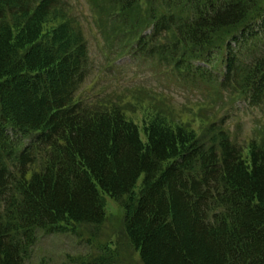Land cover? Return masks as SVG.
<instances>
[{"label": "trees", "instance_id": "obj_1", "mask_svg": "<svg viewBox=\"0 0 264 264\" xmlns=\"http://www.w3.org/2000/svg\"><path fill=\"white\" fill-rule=\"evenodd\" d=\"M68 1L0 0V264H25L38 229L102 225L106 196L122 202L143 264H264V144L252 140L246 156L221 128L208 144L160 110L140 124L121 105L77 99L89 48ZM163 2L137 42L177 65L253 9L252 0ZM139 3L112 0L106 27L116 31ZM262 32L225 42L222 82L243 84L254 106L264 103V45L244 74L241 49ZM107 257L83 264H114Z\"/></svg>", "mask_w": 264, "mask_h": 264}, {"label": "rangeland", "instance_id": "obj_2", "mask_svg": "<svg viewBox=\"0 0 264 264\" xmlns=\"http://www.w3.org/2000/svg\"><path fill=\"white\" fill-rule=\"evenodd\" d=\"M90 1H68L70 13L81 24L89 48L88 74L77 91V99L121 105L140 124L160 110L175 122L191 126L208 144L221 128L244 148L246 156L252 140L264 144V103L252 106L241 92L243 84L235 82L229 87L222 82L227 44L240 32L264 26V0H252L253 9L243 23L223 31L222 41L204 47L201 57H190L179 65L170 54L160 55L163 51L152 55L146 49L144 54V47L137 42L156 23L151 13L157 11L160 15L168 9L164 0H140L123 15L116 31L106 27L108 20H115L112 0H92L93 7ZM180 8L177 12L184 14L186 9ZM97 9L101 14L98 18ZM108 13L111 19H107ZM263 45L262 32L257 40L241 49L240 72H246L251 56L260 53ZM241 47L237 46L238 50ZM29 140L24 139L23 145ZM105 210L106 220L100 226L36 230L37 239L25 264H83L107 256L104 261L114 264H143L126 234L122 202L106 196Z\"/></svg>", "mask_w": 264, "mask_h": 264}]
</instances>
